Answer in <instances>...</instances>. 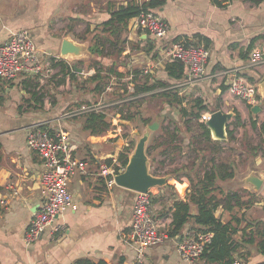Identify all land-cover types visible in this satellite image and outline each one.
Instances as JSON below:
<instances>
[{
    "label": "crops",
    "instance_id": "1",
    "mask_svg": "<svg viewBox=\"0 0 264 264\" xmlns=\"http://www.w3.org/2000/svg\"><path fill=\"white\" fill-rule=\"evenodd\" d=\"M130 1L0 0V44L8 40L11 32L26 29L38 48V54L48 58L52 64L54 71L47 80V88H69L71 80L63 74L61 66L73 65L71 58L60 56L62 39L67 37L78 43L89 42L87 44L111 39L109 32L104 31L108 29L104 23L112 10ZM156 11L169 24L167 36L154 38L148 32L134 29L132 19L122 31L125 32V41L130 43L122 51L132 59L129 66L141 70V73L138 61L143 56L146 67L151 68L145 76L147 85L162 81L169 83L165 88H179L178 95L185 98L183 106L188 101L187 96L202 100L207 110L201 113L223 110L237 112L243 122L249 117L257 122L264 121V102L258 92L256 105L260 111L256 114L251 111L252 105L226 92L234 70L257 86L264 80V63L255 67L247 63L253 49L260 50L264 57V0H229L223 6H217L211 0H166ZM89 34L92 35L86 41ZM178 41L187 45H207L209 57L201 79L186 81V67L181 79L168 75L166 66L171 59L167 52ZM148 42L152 44L150 50H147ZM95 59L113 62L105 56L97 55ZM81 60L76 63L83 65ZM123 67L111 63L105 65L103 71L113 68L125 76ZM84 68L82 72L88 76L94 73L92 64ZM140 73L138 75L142 76ZM35 80L36 77L24 74L12 81L0 79V264H75L81 258L94 263L134 264L137 248L128 238V233L135 191L117 184L107 185L105 177L99 175L97 163L107 155H100L97 148L100 135L91 134L84 128L85 116L83 122L71 126L66 117L57 115V110L64 107L63 100L55 97L52 104L44 101L41 105L31 89L35 88ZM40 123L50 129L65 130L74 145V154L90 161V172L73 176L69 183L71 204L37 240L28 244L24 233L32 213L42 200L39 182L42 163L26 145V137L30 129ZM260 170L264 174V167ZM238 183L235 182L233 188L240 187L250 192L252 203L234 211H224L219 207L215 216L223 223L230 221L237 228L232 237L233 244L238 245L234 258L239 257L244 264H262L264 252L260 250L259 242L264 241V183L255 192ZM181 184L188 186V181ZM189 187L190 184L184 193L177 191V196H168L164 200L155 198L154 190H151L152 205L161 231L167 232L173 204L177 200H185ZM160 191L165 190L161 187ZM196 211V205L191 203L190 214L195 215ZM199 228L190 219L181 234L200 231ZM179 236H167L163 242L146 250L142 264H189L181 261L176 251L175 241ZM192 264L216 263L199 258Z\"/></svg>",
    "mask_w": 264,
    "mask_h": 264
},
{
    "label": "built area",
    "instance_id": "2",
    "mask_svg": "<svg viewBox=\"0 0 264 264\" xmlns=\"http://www.w3.org/2000/svg\"><path fill=\"white\" fill-rule=\"evenodd\" d=\"M132 28L148 32L154 38H163L169 32L168 22L156 10L144 12L132 18ZM167 54L171 61L178 59L185 65L187 68L186 81L194 82L204 76L209 57V51L204 45H185L183 41H179ZM247 63L250 67L263 64L264 57L260 50H251ZM53 71L50 60L38 54V48L26 29L11 32L8 40L0 44V79L12 81L21 74L40 78L43 72L46 76H51ZM148 71L144 69L143 73H148ZM226 92L248 105L257 103V85L235 70L227 83ZM90 111L101 110L98 109L97 104H91L82 106L74 112H65L62 117ZM115 116L120 118L117 112ZM209 116L210 112H203L200 114L199 121L204 122ZM114 123L116 124L115 118H113ZM26 145L37 154L42 163L39 177L42 200L39 207L32 213L24 233V240L29 244L37 240L55 218L71 204L72 195L69 191V183L75 175L89 174L90 161L74 154V145L71 144L65 130L50 129L42 123L30 129L26 137ZM109 159V163L103 159L97 163L99 175L105 177L107 185H113L115 184L114 176L124 170V165L118 159V155H112ZM177 191H179L178 188ZM152 199L151 190L135 191L128 233V238L137 248L134 264H142L145 251L163 242L167 237V234L160 230ZM212 237L213 232L211 231L192 230L181 234L175 241L176 251L181 261L189 264L197 261L210 244ZM231 264H244V262L240 258H235Z\"/></svg>",
    "mask_w": 264,
    "mask_h": 264
},
{
    "label": "rangeland",
    "instance_id": "3",
    "mask_svg": "<svg viewBox=\"0 0 264 264\" xmlns=\"http://www.w3.org/2000/svg\"><path fill=\"white\" fill-rule=\"evenodd\" d=\"M91 35L89 34L87 36L86 41H89ZM124 35L125 32H122L121 42L119 44L123 48L128 44L130 45V43L125 41ZM95 42L96 41L94 40L92 43ZM87 43L82 42V44L85 45ZM87 45L89 47L90 44ZM101 50L103 51V54L98 56L101 58L105 56L108 59H113V62L95 61L97 55L95 56V54L92 53L87 55L88 58L87 56L71 58V65L74 67L76 66L80 71L77 69L75 70L76 79H70L71 86L69 88H47V80H49L50 75L46 76L45 72H43V75L40 78H36L35 88L31 89L37 95H42L41 105H43L44 101L52 104L55 97L57 100H63V102H65L63 109L57 110L56 112V114L60 116L65 112H74L82 106L97 104L98 109L105 112L111 121L110 128L104 135H100L97 141V148L100 155L107 154L103 158L105 162H107L106 160H108L111 155L117 156L119 152L125 151L127 146L134 149L133 147L138 139V134H136L135 131L138 130L141 135L146 130L149 123L155 119H159L158 130L150 132L146 142V152L150 163V171L158 176H168L165 185L149 189L152 190V192L154 190V195L157 199L164 200L168 196L175 197L177 196L176 193L180 191L184 193L185 189L188 188L190 184L187 176L190 175L195 182L196 176L202 175L203 170L207 169L206 166L211 165L208 160L209 157L212 156L215 158L216 164H226L227 169L233 164L235 169V176L233 178L221 180L220 182H217V185L223 190H237L244 195V200H248V196L245 195V189H241L240 187L233 188V185L248 172L252 164H255L258 169H263L264 167V131H261L260 129V124L264 121L260 120L257 127L254 128L250 125V117L246 118L241 126H235L233 119H230L228 122H230V130H232L235 137L234 141L215 139L211 135L213 139L219 140L213 145L212 143L205 141L201 136V130L196 128V119L189 123L188 126L191 128L189 130L188 126L182 123L184 119L181 117L178 107L176 105L167 106V97L159 94L162 92L163 88L134 94V89H131L133 88L134 82H131V78L133 77L136 68L129 66L130 61H132L129 54L122 52L120 55H117L115 48L107 43H105ZM124 54L125 56H123ZM81 58L83 59L81 60L83 65L76 63L77 60H80ZM111 63H115V66L123 65L125 76L115 77L113 75V78L110 74H107V71H103L104 66ZM89 64L99 67L102 70V79L100 80V89L98 91L93 90V86L96 83L87 79L88 74L86 72H82V69L84 67V69H86ZM138 64L140 66L138 68L142 69V73H140L142 76H136L137 83L141 86L146 81V84H148L145 75H148L149 73L144 74L143 70L148 69L150 71L151 68L146 67L147 65L143 60V56H141ZM129 69L132 71L131 73H129ZM138 71L140 72L141 70ZM170 89H172V93L175 94L179 88ZM187 97L188 101L193 102V98L189 96ZM170 99L172 100V97ZM188 101H186L188 106L193 104ZM120 109H122V112H119L120 118H116L114 115L116 112L118 113V110ZM86 113L87 112H79L66 117L65 120L68 121L71 126H74L76 125V122H83V117ZM128 115L134 116L131 120H127L124 117ZM113 117L116 119V124H113ZM171 117L180 123L178 126L181 128V137H178V139H182V143L180 147L174 149L171 148L169 152L164 154L161 152L162 147H153L156 145L154 139L161 134L160 126L162 121H165L164 124L168 123L167 125L170 126L171 130L173 129L174 125L169 124L168 122ZM143 119L149 121L145 123L142 121ZM187 140H189L188 144H186ZM253 146L260 151L258 153L259 155L255 157H253L250 150ZM174 176H178L180 180H176ZM170 179H174L180 183L186 180L188 181V186L184 185V189H178L179 191L177 192L176 184L171 183ZM227 181H230V183ZM194 182L192 184H194ZM229 184L232 186H229ZM161 187H163L165 191H160ZM251 199H253V197H251Z\"/></svg>",
    "mask_w": 264,
    "mask_h": 264
},
{
    "label": "trees",
    "instance_id": "4",
    "mask_svg": "<svg viewBox=\"0 0 264 264\" xmlns=\"http://www.w3.org/2000/svg\"><path fill=\"white\" fill-rule=\"evenodd\" d=\"M217 6H223L229 0H211ZM166 3V0H146L143 2L138 1H130L126 5H119L116 9L112 10L110 13L109 19L104 23L105 27L108 29L104 31H108L110 38H106L104 42L100 43H92L89 46V51L92 54L101 55L103 51L102 47L105 45V41H108L107 44L111 45L115 48L117 54H120L123 51V47L120 46L121 34L124 29H126L127 22L138 16L141 13L148 12L151 10H157L161 8ZM179 42V41H178ZM177 43V42H176ZM147 50L152 49V44L148 42ZM185 45H187L185 43ZM207 48V45H204ZM95 72L88 76L87 79L95 82V86L93 90L98 91L100 89V80L101 69L99 67L94 66ZM61 70L64 75H68L70 79H76V73L74 66L70 67L68 64H62ZM166 70L168 75L173 79H181L184 75L185 66L184 64L175 59L167 64ZM107 72L116 77H121L122 73L114 70L113 68H109ZM140 72L138 70L134 71L133 77L131 78V82H134V94L139 92H149L154 91L158 88H163L162 92L159 94L161 96L167 97V103L169 105H178V109L181 117L184 119L183 124L188 126L194 119L197 120L196 128L201 130V136L203 139L213 145L216 141L211 137L210 130L205 125L204 122L199 121L200 114L202 110H207V106L200 99H194L193 104L188 106L182 105L184 102V97L178 95V93H172V89H164L169 83L162 81H155L150 85L146 84V81L141 86L137 83L136 76ZM142 73V72H141ZM146 76V75H145ZM172 93V94H171ZM33 95L36 96L37 100L41 104L42 95H37L33 92ZM172 97V100L170 99ZM122 112V109L118 110V113ZM134 115H128L124 117L127 120H131ZM235 126L243 125V121L240 115L237 112H234L232 116ZM143 122L147 123L149 120L143 119ZM169 124H173L174 127L171 130L170 126L162 124L160 126L161 134L156 137L154 140L156 141V145L154 148L162 147V153H167L171 148H178L181 146L182 139H178L181 137V128L178 124L175 123L173 118L171 117L168 120ZM111 121L103 111H90L85 114V126L84 128L88 130L91 134L94 135H102L110 128ZM257 120L251 119L250 125L251 127H257ZM230 122L226 125L227 132V140L234 141L235 137L233 135L232 130H230ZM190 130V126H188ZM261 131H264V122L260 124ZM132 147L127 146L125 151H121L118 154V159L121 161L122 165L128 161V156L130 154ZM148 149V148H147ZM251 154L253 157L259 155L260 152L256 147H251ZM108 163L110 159L106 160ZM202 161V160H201ZM210 166H206L207 169L203 170L202 175L196 176V181L194 182L193 178L188 175V181L190 182L189 192L185 198V200H177L173 204L172 211V220L170 226L166 232L168 237L176 238L182 232V229L187 223L188 220L192 219L194 224L199 226L198 230L200 231H211L213 232V237L209 245L205 248L204 252L201 255V259H205L206 262L216 263V264H231L233 262L234 253L236 252L238 245L233 244V235L236 233L237 228L230 222L227 221L223 223L220 218L215 216V211L219 207L224 211H234L236 209H240L246 205L252 203V195L250 192L245 190V195L248 196V200H244L243 196L239 191L236 190H223L216 183L217 181L231 179L235 176V169L233 164H231L230 168L227 169L226 164H216L215 158L212 156L209 157ZM153 173V172H152ZM154 174V173H153ZM176 180H180L178 176H174ZM194 182V184H192ZM253 194V193H252ZM193 203L196 205L197 211L195 215L190 214V204ZM259 248L264 252V241L259 242ZM239 258V257H238ZM75 264H107L104 261L92 262L87 258H81L75 262ZM264 264V263H262Z\"/></svg>",
    "mask_w": 264,
    "mask_h": 264
},
{
    "label": "water",
    "instance_id": "5",
    "mask_svg": "<svg viewBox=\"0 0 264 264\" xmlns=\"http://www.w3.org/2000/svg\"><path fill=\"white\" fill-rule=\"evenodd\" d=\"M90 54L89 47L86 44L75 42L67 37L63 38L60 45V56L62 58H73L79 56H87ZM77 69L76 66L74 67ZM80 71V69H77ZM258 93L264 102V80L258 83ZM252 113L256 114L260 111L258 105L251 106ZM234 112H225L223 110H212L210 116L204 121L210 130L212 137L215 139H226V125ZM159 119H155L149 123L146 130L140 135L138 134L134 149H131L128 161L124 166V170L114 176V182L118 186L130 189L132 191L146 192L152 187L163 186L166 184L168 176H158L150 171V163L146 152V142L149 133L159 128ZM264 183V174L255 164H252L248 172L239 180V185H244L251 191H259Z\"/></svg>",
    "mask_w": 264,
    "mask_h": 264
},
{
    "label": "bare ground",
    "instance_id": "6",
    "mask_svg": "<svg viewBox=\"0 0 264 264\" xmlns=\"http://www.w3.org/2000/svg\"><path fill=\"white\" fill-rule=\"evenodd\" d=\"M170 182H171V183H175L176 186H177V188H178L179 190L184 189L183 187H184L185 184H181V183L177 182V181L174 180V179H170Z\"/></svg>",
    "mask_w": 264,
    "mask_h": 264
}]
</instances>
